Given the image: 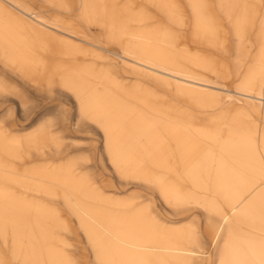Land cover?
<instances>
[{"label":"bare ground","instance_id":"6f19581e","mask_svg":"<svg viewBox=\"0 0 264 264\" xmlns=\"http://www.w3.org/2000/svg\"><path fill=\"white\" fill-rule=\"evenodd\" d=\"M147 1L155 5V0ZM204 1L193 0L195 15ZM219 1L233 14L237 29L243 30L254 10L252 3ZM116 11L114 0H102L100 9L91 8L83 18L104 28L120 29L108 28L105 35L119 44L123 65L171 84L198 102L217 104V92L223 90L229 102L241 101L257 111L264 110V18L258 65L242 78L243 88L230 90L182 64L189 61L199 69L215 70L208 59L169 54L163 46L169 38L159 29L141 31L136 27L142 19L140 14L129 16L125 8L124 14L117 16ZM0 17L6 22L4 31H0V50L7 53L10 66L32 82L56 77L71 95L79 120L99 129L102 149L113 171L124 176L133 188L151 187L156 191L153 195L131 194L124 202L94 190L90 194L75 190L72 200L62 197L66 207L70 202L77 206L76 217L95 264H264V127L240 124L238 118L245 114L240 109L231 119L212 126L178 125L184 118L182 112L159 111L155 104L150 113L132 111L128 99L116 92L114 79L91 80L88 69L76 66L65 68L68 76H62L61 66L17 48V43L32 49L42 45L57 56L62 39L70 45L72 39L82 40L73 30L45 20L16 0H0ZM201 20L199 25L204 29L200 34L218 40L207 17ZM128 23L133 25L129 31ZM18 52L22 62L14 60L12 54ZM85 81L102 86L88 88L83 85ZM42 137L40 134L33 142L39 143ZM4 141L0 136V240L4 251L14 263L72 264L58 248L55 217L43 206H30L6 189L8 182L19 184L1 171L13 170L4 160L16 158L20 145L16 140ZM37 180L54 183L49 174H40ZM77 180L71 179L74 189H79ZM60 182L65 184V179ZM40 186L41 194L50 196V185ZM155 197L171 209L185 210V215L161 220L149 206ZM193 208L216 220L204 228L213 254L197 245L198 235L191 224H179L194 215ZM115 211L120 215L112 214Z\"/></svg>","mask_w":264,"mask_h":264},{"label":"rangeland","instance_id":"374dc122","mask_svg":"<svg viewBox=\"0 0 264 264\" xmlns=\"http://www.w3.org/2000/svg\"><path fill=\"white\" fill-rule=\"evenodd\" d=\"M16 1L45 20L57 21L70 28L82 39H72L71 45L62 39V50L57 56L48 53L42 45H34L35 49H32L17 43V48L25 54L33 53L36 59L49 60L61 66L64 69L62 76H68L65 70L76 66L88 69L93 76L91 80L94 77L114 79L118 87L116 92L128 99V107L132 111L150 113L155 104L159 111L182 112L184 118L178 125L182 122L191 126L219 125L226 119H231L234 111L240 109L245 113L238 118L240 124L264 127V110L257 111L255 106L241 101L229 102L224 95L226 91L218 90L217 104L198 102L185 96L171 84L162 83L123 65L118 56L121 53L119 44L105 35L108 28L117 32L120 29L112 26L104 28L88 23L83 18L91 8L100 9L102 0ZM246 1L252 3L254 10L243 30L237 29L233 14L225 10L219 0H205L202 10H198V17L193 11V0H155V5L147 0H114V8L117 16L124 14L125 8L129 16L140 14L142 19L136 27L141 31L156 27L165 34L169 41H165L163 46L169 54L208 59L215 70L199 69L189 61H183L182 64L190 71L202 72L210 81L235 90L243 88L242 78L258 65L257 56L262 43L260 31L264 18V0ZM203 16L207 17L218 40H211L200 34L204 29L199 25ZM5 24V20L0 17V31H4ZM132 26L128 23L127 30ZM66 46L71 49L67 50ZM12 55L14 60L22 62L20 52ZM9 61L7 53L0 50V136L4 137L5 143L16 140L20 145L16 158L4 160L13 170L1 171L8 177L16 178L19 184L8 182L5 187L12 196L30 206H43L55 217L58 228L54 236L58 240V248L72 264H95L76 217L79 213L77 206L70 202L69 208L66 207L62 197L72 200L76 198L75 190L86 194L96 191L120 202L131 194L153 195L156 191L151 187L133 188L124 181V176L113 171L102 149L99 129L87 121L88 125L86 120H79L71 95L56 77L28 81L21 71L10 66ZM222 70L228 74L225 75ZM83 85L88 88L95 85L98 89L102 86L101 83L86 81ZM40 134H43L42 140L35 144L34 138ZM40 174L53 176L54 183H40L37 180ZM72 177L78 179L79 189L71 186ZM62 178L65 179V184L60 182ZM41 184L50 185V196L41 194ZM124 189L130 190L124 192ZM149 203L161 220L178 218L186 212L171 209L170 205L158 197L151 199ZM198 210L193 208L194 215L179 224H191L198 235L197 245L213 254L212 244L204 237V228L210 223L215 224L216 220ZM112 214L120 215L117 211ZM0 262L22 264L10 260L1 240Z\"/></svg>","mask_w":264,"mask_h":264}]
</instances>
